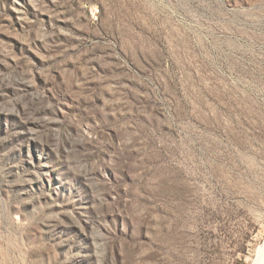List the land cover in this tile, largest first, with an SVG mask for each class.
<instances>
[{"label": "rangeland", "instance_id": "1", "mask_svg": "<svg viewBox=\"0 0 264 264\" xmlns=\"http://www.w3.org/2000/svg\"><path fill=\"white\" fill-rule=\"evenodd\" d=\"M263 245L264 0H0V264Z\"/></svg>", "mask_w": 264, "mask_h": 264}, {"label": "bare ground", "instance_id": "2", "mask_svg": "<svg viewBox=\"0 0 264 264\" xmlns=\"http://www.w3.org/2000/svg\"><path fill=\"white\" fill-rule=\"evenodd\" d=\"M251 264H264V245L257 250L256 256Z\"/></svg>", "mask_w": 264, "mask_h": 264}]
</instances>
